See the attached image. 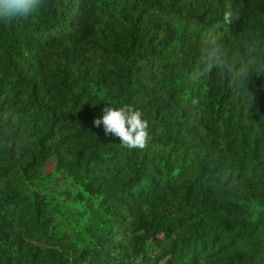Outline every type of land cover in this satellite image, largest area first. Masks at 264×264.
I'll use <instances>...</instances> for the list:
<instances>
[{
	"label": "trees",
	"instance_id": "trees-1",
	"mask_svg": "<svg viewBox=\"0 0 264 264\" xmlns=\"http://www.w3.org/2000/svg\"><path fill=\"white\" fill-rule=\"evenodd\" d=\"M213 34L246 87L191 79ZM106 103L143 112L146 148L93 126ZM0 264H264V0H44L0 24Z\"/></svg>",
	"mask_w": 264,
	"mask_h": 264
},
{
	"label": "clouds",
	"instance_id": "clouds-1",
	"mask_svg": "<svg viewBox=\"0 0 264 264\" xmlns=\"http://www.w3.org/2000/svg\"><path fill=\"white\" fill-rule=\"evenodd\" d=\"M44 0H0V24H9L28 18L42 5ZM233 12L225 10L223 19L231 24ZM215 68H221L227 74L234 87H246L251 74V61L230 55L226 42L215 34L209 36L201 48L200 64L191 74L197 80ZM250 103L253 96L249 93ZM103 115L93 120L94 127L103 126L105 135L118 137L120 144L129 149H144L150 140L149 123L143 118L141 110L131 104L114 107L106 103Z\"/></svg>",
	"mask_w": 264,
	"mask_h": 264
}]
</instances>
